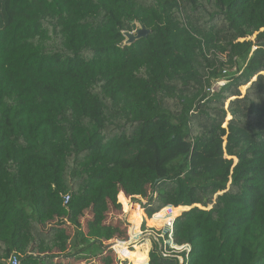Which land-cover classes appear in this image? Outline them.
<instances>
[{"label": "trees", "instance_id": "trees-1", "mask_svg": "<svg viewBox=\"0 0 264 264\" xmlns=\"http://www.w3.org/2000/svg\"><path fill=\"white\" fill-rule=\"evenodd\" d=\"M136 206L190 249L147 264H264V0H0V252L114 264Z\"/></svg>", "mask_w": 264, "mask_h": 264}, {"label": "rangeland", "instance_id": "rangeland-1", "mask_svg": "<svg viewBox=\"0 0 264 264\" xmlns=\"http://www.w3.org/2000/svg\"><path fill=\"white\" fill-rule=\"evenodd\" d=\"M141 29L142 28H139L136 26L133 33H131L130 35L133 37L136 36L137 31H139ZM256 37H257V34L254 35V37H252V38H247L246 40L250 41L252 44H254ZM125 38H126V41H128V38L126 36H125ZM248 55H250V54H248ZM240 59L241 58L236 59L235 67H234L233 71L227 72L223 76V80L229 79L230 77L238 74L239 72H241L243 70L242 68L238 69V61ZM185 162L186 161L181 163L182 164L181 168H179V171L177 173H175L174 175L166 174L165 175L166 179H171L173 181H177L178 179L184 180L183 172H184L185 168H183V166H184ZM146 180H148V178L142 176L140 179L133 181V192L134 193L131 196H136L138 186H140V184H143V182H145ZM158 180H159V178H157L155 176L153 177V179H149L150 185H152L154 182H157ZM151 197L153 198L152 192H151ZM149 201L150 200H147L145 205H147L149 203ZM141 205L143 207V203ZM173 213H174V210H172L171 212L168 211L162 219H157V221H156V220H151L152 216L149 217L147 215L145 209L143 210V209H140L139 206H136L134 209V216L136 217V219L133 221V223H132V220L128 217L124 220H121V224H117L122 229V232H123L122 239L114 237L111 240L102 241L103 245H108V244L115 243L117 240H125L124 244H121L119 246L116 245L115 249H116L117 253L113 249H111V248L109 249V255L113 257L114 264L117 263L118 257H120L122 259L121 264H132L130 262V260L126 257L127 254L133 253V254H135V256L137 258H139L140 254H143L144 251L146 252V262H144V264H147L149 253L152 252V250H153V246H152L153 242H155L157 244L158 249H162V247L165 246L166 231L171 228L172 221L177 216L180 215V214H178L173 218ZM66 216H69V218H70L69 209L65 211L64 217L62 219H60V221L63 222V224H64L63 226L70 227L71 229L75 228V229H81L82 231H85V227L82 229V228L78 227L76 225V223H70L71 225L68 226L65 223ZM164 219H166L167 222L163 223ZM87 221H88V219L86 220V222ZM86 222H85V224H86ZM126 230H129V235H127L128 233H126L127 232ZM128 244L131 246L130 249H126V245H128ZM64 253H66V250L64 252H61V253H56V251H54L52 249H46L43 252H41L40 255H52V256L59 255L62 257L64 255ZM179 261L182 262V258H179ZM0 264H18V262L15 258V255H14V250H12V251L2 250L0 252Z\"/></svg>", "mask_w": 264, "mask_h": 264}, {"label": "built area", "instance_id": "built-area-1", "mask_svg": "<svg viewBox=\"0 0 264 264\" xmlns=\"http://www.w3.org/2000/svg\"><path fill=\"white\" fill-rule=\"evenodd\" d=\"M225 83V80H219L217 81L211 88V92L216 91L219 87H221ZM69 200L68 197L64 198V202H67ZM166 243L165 246L162 247V249H159L160 254L163 256H173V253L185 251L186 253L189 252V247L187 246H181L177 247L172 243V226L169 230L166 231ZM165 240V239H164ZM170 250V251H169ZM180 257H177L179 260ZM180 262V261H179ZM182 264V262H180Z\"/></svg>", "mask_w": 264, "mask_h": 264}, {"label": "water", "instance_id": "water-1", "mask_svg": "<svg viewBox=\"0 0 264 264\" xmlns=\"http://www.w3.org/2000/svg\"><path fill=\"white\" fill-rule=\"evenodd\" d=\"M147 34H148V31L145 30V29H143V28H142L141 30L137 31V35L134 36V37L131 36L130 33H125L124 35L128 38V41H126L125 44L132 43L134 40H137V39H139V38H146ZM189 209H190V207H187V208H186V211L189 210ZM186 211H185V212H186ZM180 215H181V214H180ZM180 215H179V216H180ZM177 217H178V216H177ZM177 217H176V218H177ZM176 218H175V219H176ZM175 219H174V220H175ZM174 220L172 221L171 226L173 225ZM107 247H108V249H110V248L113 249L114 245H113V244H110V245H108ZM130 248H131V246H130L129 244L126 245V249H130ZM127 251H128V250H127Z\"/></svg>", "mask_w": 264, "mask_h": 264}, {"label": "bare ground", "instance_id": "bare-ground-1", "mask_svg": "<svg viewBox=\"0 0 264 264\" xmlns=\"http://www.w3.org/2000/svg\"><path fill=\"white\" fill-rule=\"evenodd\" d=\"M117 243L114 244V248L116 247Z\"/></svg>", "mask_w": 264, "mask_h": 264}]
</instances>
